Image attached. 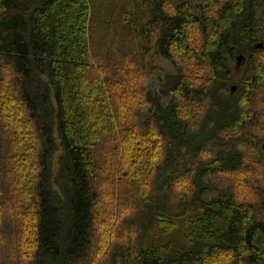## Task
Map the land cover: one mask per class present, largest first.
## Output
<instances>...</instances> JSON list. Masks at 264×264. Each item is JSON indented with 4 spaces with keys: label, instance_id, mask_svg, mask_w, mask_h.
I'll return each instance as SVG.
<instances>
[{
    "label": "trees",
    "instance_id": "obj_1",
    "mask_svg": "<svg viewBox=\"0 0 264 264\" xmlns=\"http://www.w3.org/2000/svg\"><path fill=\"white\" fill-rule=\"evenodd\" d=\"M0 264H264V0H0Z\"/></svg>",
    "mask_w": 264,
    "mask_h": 264
},
{
    "label": "rangeland",
    "instance_id": "obj_2",
    "mask_svg": "<svg viewBox=\"0 0 264 264\" xmlns=\"http://www.w3.org/2000/svg\"><path fill=\"white\" fill-rule=\"evenodd\" d=\"M155 64L156 65H159L164 71H166V72H168V71H170V65L168 64V62H165V61H163V60H160V59H158V58H156L155 59ZM237 66H239V69L238 70H236V68L234 67V65L232 64V70L234 71V75L236 76V77H238L240 74V64H238ZM162 79V77H159V76H157V75H151V78H150V83H149V86H148V90H150V91H156V89H157V86H158V84H159V82H160V80ZM165 100H163L162 101V103L163 104H165ZM142 114H145V113H142ZM102 194V193H101ZM96 240L98 239V238H95Z\"/></svg>",
    "mask_w": 264,
    "mask_h": 264
},
{
    "label": "water",
    "instance_id": "obj_3",
    "mask_svg": "<svg viewBox=\"0 0 264 264\" xmlns=\"http://www.w3.org/2000/svg\"><path fill=\"white\" fill-rule=\"evenodd\" d=\"M256 47H257V48H261V47H262V44H258ZM239 60H240V58L238 57V58H237V61H239ZM233 88H234V87H232L231 90H233Z\"/></svg>",
    "mask_w": 264,
    "mask_h": 264
}]
</instances>
